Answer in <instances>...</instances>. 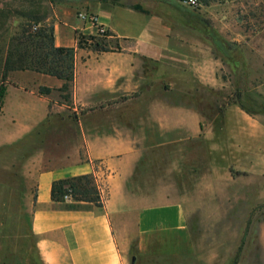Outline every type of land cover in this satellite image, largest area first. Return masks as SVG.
<instances>
[{
	"label": "crops",
	"instance_id": "obj_1",
	"mask_svg": "<svg viewBox=\"0 0 264 264\" xmlns=\"http://www.w3.org/2000/svg\"><path fill=\"white\" fill-rule=\"evenodd\" d=\"M85 11L99 15L124 53L82 59L85 49L78 46L77 33H94L78 19V14ZM128 15L133 14L127 6L101 1L69 3L56 13L55 46L74 48L76 52L70 108L79 114V120H69L75 130L70 137L59 134L55 144L65 148L63 153H48L53 140L49 131L65 124L60 115L70 109L51 97L61 94L55 89L61 88L63 82L32 71L13 73L20 80L31 79L38 88L48 87L53 92L43 96L35 89L7 87L3 116L10 90L31 105H27L26 114L17 108V114L11 117L14 124L24 123L20 127L26 130L23 136H28L9 137L2 143L16 147L20 140L24 141L23 152L12 153L9 161L12 174L26 179L7 187L1 251L18 255L34 252L36 264H131L136 241L145 264H153L160 255L178 252L188 239L189 209L193 204L190 198L185 201L178 195L180 145L201 134L208 141L210 125L206 126L199 115L194 130L180 132L186 128L185 122H173L171 115L179 117L181 107L163 106L157 101L139 104L143 95L140 90H131L132 64L142 51L141 45L158 48L159 44L150 35H140L139 39L126 35L122 23ZM149 19L164 29L158 15ZM175 37L179 42L181 36ZM202 61L205 64L201 67ZM202 61L195 60V77L216 78V62L210 58ZM121 75L125 79L122 84L118 83ZM133 93L138 96L109 105ZM95 107L98 108L93 112L81 115L83 110ZM150 125L159 127V135L148 130ZM173 130L179 132L174 134ZM36 148H40L38 153L32 155ZM84 175L94 177L101 193V207L70 198L53 201L55 182ZM174 242L175 250L166 247Z\"/></svg>",
	"mask_w": 264,
	"mask_h": 264
},
{
	"label": "rangeland",
	"instance_id": "obj_2",
	"mask_svg": "<svg viewBox=\"0 0 264 264\" xmlns=\"http://www.w3.org/2000/svg\"><path fill=\"white\" fill-rule=\"evenodd\" d=\"M93 1L127 6L133 15L122 23L125 34L135 39L150 35L160 45L158 48L141 45L142 51L132 64L131 90H140L143 95L139 104L157 101L163 106L181 107L179 117L171 115L173 122H185L186 128L180 132L194 130L199 115L206 126L210 125L208 141L201 134L180 145L178 195L181 200L190 198L193 204L190 209L187 207L188 239L178 252L160 255L153 264H235V261L264 264V0H196L195 6H190L188 0ZM32 2L0 0V11L12 12L5 28L0 29V51L7 49L12 36L22 32L20 26L25 20L15 12L33 10ZM80 2L52 4L44 0L41 12L48 18L41 26L54 24L62 7ZM154 15L160 17L165 30L149 19ZM2 24L0 17V27ZM176 34L181 36L179 42ZM211 34L221 39L224 51L215 45ZM83 38L85 61L102 53H124L109 31L104 37L93 33ZM96 43H101L100 50L108 51H95ZM205 58L216 62V78L195 77V60ZM200 63L201 67L205 64ZM124 82L121 75L118 83ZM9 85L37 92L40 88L31 79L23 81L13 73L5 80L6 91ZM17 94L10 90L6 115L0 112V232L7 187L26 179L12 174L9 161L12 153L23 152L24 141L20 140L16 147L2 145L9 137L26 133L20 127L24 123L11 121L17 108L26 114L27 105H31ZM63 96V93L51 95L54 101L70 108L71 100L66 103ZM60 119L65 124L49 131L53 137L48 146L51 155L63 153L65 148L55 143L59 134L67 137L73 134L75 130L69 120H79V114L70 108L61 113ZM158 128L150 125L148 130L159 135ZM30 180L33 182L34 177ZM175 244L167 243L166 247L175 250ZM145 263L146 258L134 241L131 264ZM0 264H36V257L34 252L18 255L0 249Z\"/></svg>",
	"mask_w": 264,
	"mask_h": 264
},
{
	"label": "trees",
	"instance_id": "obj_3",
	"mask_svg": "<svg viewBox=\"0 0 264 264\" xmlns=\"http://www.w3.org/2000/svg\"><path fill=\"white\" fill-rule=\"evenodd\" d=\"M44 0H33L34 9L26 12H15L17 16L23 18L25 22L20 26L22 32L10 38L7 49L0 51V112L2 111L6 88L4 86L6 78L17 71H32L39 74L55 77L63 82V86L59 89L64 94L66 103H70L71 90L75 81V57L74 48L56 47L54 40V26L43 25L48 15L42 14L41 8ZM50 3L80 2L93 0H48ZM0 17L3 21L0 29L5 28L12 12L2 10ZM34 27H38L33 32ZM9 31V28L7 29ZM78 41V46L83 47L85 43L83 36ZM211 38L215 45L225 50L221 39L215 34H211ZM101 43H96L95 51L107 52L108 49H99ZM53 89L48 87H40L39 95H50ZM134 94L130 97H124L117 102H111L109 105H116L120 102L127 101L137 97ZM101 106L100 108H104ZM98 107L88 108L81 112L82 116L93 112ZM66 197L74 201H85L94 203L101 207V193L96 185L95 179L91 175L79 176L71 179L60 180L53 184L52 199L55 202H64ZM237 264V261H235Z\"/></svg>",
	"mask_w": 264,
	"mask_h": 264
},
{
	"label": "built area",
	"instance_id": "obj_4",
	"mask_svg": "<svg viewBox=\"0 0 264 264\" xmlns=\"http://www.w3.org/2000/svg\"><path fill=\"white\" fill-rule=\"evenodd\" d=\"M188 4L190 6H195L197 4L196 0H188ZM79 21L82 22L84 28L90 27L94 33H96L99 36H106L108 33V30L104 24L101 23L100 17L98 14L90 11L80 12L78 14ZM38 27H34V30H37ZM82 36L83 34L80 32L79 36ZM84 36V35H83ZM69 198V197H66Z\"/></svg>",
	"mask_w": 264,
	"mask_h": 264
}]
</instances>
